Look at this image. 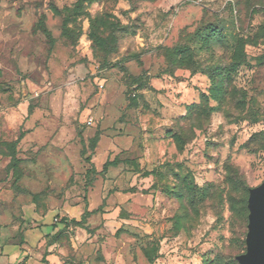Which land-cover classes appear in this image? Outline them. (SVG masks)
<instances>
[{
	"label": "rangeland",
	"instance_id": "obj_1",
	"mask_svg": "<svg viewBox=\"0 0 264 264\" xmlns=\"http://www.w3.org/2000/svg\"><path fill=\"white\" fill-rule=\"evenodd\" d=\"M263 183L264 0H0V264H239Z\"/></svg>",
	"mask_w": 264,
	"mask_h": 264
},
{
	"label": "water",
	"instance_id": "obj_2",
	"mask_svg": "<svg viewBox=\"0 0 264 264\" xmlns=\"http://www.w3.org/2000/svg\"><path fill=\"white\" fill-rule=\"evenodd\" d=\"M249 210L247 253L237 260L239 264H264V183L251 191Z\"/></svg>",
	"mask_w": 264,
	"mask_h": 264
},
{
	"label": "crops",
	"instance_id": "obj_3",
	"mask_svg": "<svg viewBox=\"0 0 264 264\" xmlns=\"http://www.w3.org/2000/svg\"><path fill=\"white\" fill-rule=\"evenodd\" d=\"M3 234H2V232L0 231V247H1V245L4 243V240H2L3 238ZM42 241H41V245H39V247H41L42 246ZM20 247L21 248H23V249H27L28 250V247H27V244H26V241H24L21 245H20ZM40 249V248H39ZM32 252H31V255L32 256H34L35 258H37L39 261H40V263L41 264H45L43 261H42V259L45 257V253H43V255L42 254H40V253H38V249H37V247H35V249H33V250H31ZM3 256V252L2 253H0V258ZM45 260H46V257H45ZM25 263H27L26 261H25Z\"/></svg>",
	"mask_w": 264,
	"mask_h": 264
},
{
	"label": "trees",
	"instance_id": "obj_4",
	"mask_svg": "<svg viewBox=\"0 0 264 264\" xmlns=\"http://www.w3.org/2000/svg\"><path fill=\"white\" fill-rule=\"evenodd\" d=\"M63 221V223H65L64 222V220H62ZM66 224V223H65ZM78 225V224H77ZM42 261L46 264V260H45V257L42 259Z\"/></svg>",
	"mask_w": 264,
	"mask_h": 264
}]
</instances>
